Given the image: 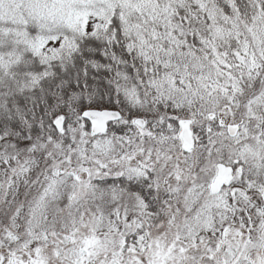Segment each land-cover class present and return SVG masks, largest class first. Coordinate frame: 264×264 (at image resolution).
Masks as SVG:
<instances>
[{
    "label": "snow or ice",
    "instance_id": "1",
    "mask_svg": "<svg viewBox=\"0 0 264 264\" xmlns=\"http://www.w3.org/2000/svg\"><path fill=\"white\" fill-rule=\"evenodd\" d=\"M0 264H264V0H0Z\"/></svg>",
    "mask_w": 264,
    "mask_h": 264
}]
</instances>
